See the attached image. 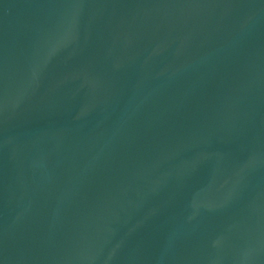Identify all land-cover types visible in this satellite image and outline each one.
I'll use <instances>...</instances> for the list:
<instances>
[{"label":"water","instance_id":"1","mask_svg":"<svg viewBox=\"0 0 264 264\" xmlns=\"http://www.w3.org/2000/svg\"><path fill=\"white\" fill-rule=\"evenodd\" d=\"M0 264H264V0H0Z\"/></svg>","mask_w":264,"mask_h":264}]
</instances>
